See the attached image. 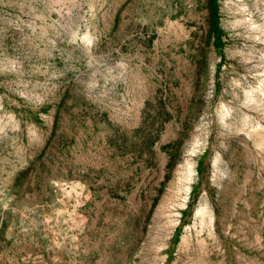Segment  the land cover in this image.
<instances>
[{
	"label": "rangeland",
	"instance_id": "1",
	"mask_svg": "<svg viewBox=\"0 0 264 264\" xmlns=\"http://www.w3.org/2000/svg\"><path fill=\"white\" fill-rule=\"evenodd\" d=\"M216 4L0 0V264H264V0Z\"/></svg>",
	"mask_w": 264,
	"mask_h": 264
},
{
	"label": "trees",
	"instance_id": "2",
	"mask_svg": "<svg viewBox=\"0 0 264 264\" xmlns=\"http://www.w3.org/2000/svg\"><path fill=\"white\" fill-rule=\"evenodd\" d=\"M211 5H212V12H213V24H212L213 45L217 48H221L223 44L222 38H221L222 31L218 24V9H217L216 0H211ZM175 231H177V229Z\"/></svg>",
	"mask_w": 264,
	"mask_h": 264
},
{
	"label": "bare ground",
	"instance_id": "3",
	"mask_svg": "<svg viewBox=\"0 0 264 264\" xmlns=\"http://www.w3.org/2000/svg\"><path fill=\"white\" fill-rule=\"evenodd\" d=\"M189 176H191V175H189Z\"/></svg>",
	"mask_w": 264,
	"mask_h": 264
}]
</instances>
